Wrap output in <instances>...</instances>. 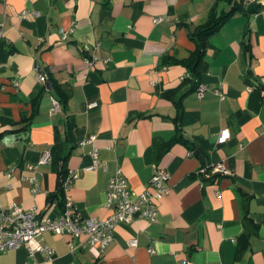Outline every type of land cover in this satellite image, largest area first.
I'll list each match as a JSON object with an SVG mask.
<instances>
[{"label":"crops","instance_id":"0c3cea01","mask_svg":"<svg viewBox=\"0 0 264 264\" xmlns=\"http://www.w3.org/2000/svg\"><path fill=\"white\" fill-rule=\"evenodd\" d=\"M216 4L219 11L228 6L224 0H0V203L58 217L48 195L58 185L60 146L69 152V176H77L66 201L84 217L110 213L107 192L119 169L136 192L148 187L156 166L169 176L158 218L118 225L103 252L87 245L74 250L72 236L48 231L34 242L52 247L51 257L23 245L2 253L0 264H264V9L236 12L210 37L199 76L208 89L182 99L188 144L176 141L163 152L178 133V108L166 93L192 85L182 84L186 66L163 65L164 57L190 55L196 47L190 31ZM23 11L37 15L22 18ZM159 16L167 18L156 23ZM64 93L66 107L53 112ZM224 128L231 137L219 143ZM94 148L106 169H90ZM217 163L227 172H200ZM34 173L37 191L28 178Z\"/></svg>","mask_w":264,"mask_h":264},{"label":"built area","instance_id":"2783aa9c","mask_svg":"<svg viewBox=\"0 0 264 264\" xmlns=\"http://www.w3.org/2000/svg\"><path fill=\"white\" fill-rule=\"evenodd\" d=\"M36 15L37 13L34 11L20 13L22 18ZM166 18L165 16L155 17V22L158 23ZM0 34H3L2 30H0ZM63 35L66 36L67 31H64ZM87 50L93 52L88 47ZM99 58V55L93 54V60ZM103 61L107 63L109 59L106 58ZM39 76L42 81H46L45 74L40 73ZM16 83L19 84L18 81ZM207 89L208 87L205 84L199 85L197 88L199 97H202ZM217 93L223 95L221 91H217ZM92 105H95V103ZM60 107L58 100H54L53 112L60 110ZM230 137V129H222L219 143L226 142ZM90 141L92 140L89 139L88 142ZM86 142L83 141V143ZM91 155L93 156V164L90 169L107 168V163L99 159L96 148L91 151ZM46 161H48V157L44 156L42 162ZM29 169L35 172L36 166L30 165ZM200 172L207 177H211L217 172L226 173L227 169L223 163H217L203 167ZM76 177L73 174L67 178L66 190L70 188ZM168 177L165 170L156 166L148 187L141 192H136L130 188L126 175L122 169H119L110 179L106 202V208L110 213L105 217H84L74 207L70 198L66 201V209L56 218H50L37 209L27 210L19 205L6 207L0 203V255L8 250L27 245L31 254L36 250L44 249L51 257L54 254L52 247L45 246L43 248L34 242L36 236L48 231L72 236V240H77L71 246L74 250L79 246L87 245L101 253L113 242L118 225L122 223L131 224L139 218H151L152 220L158 218V200L169 191ZM28 178L34 185L33 190L37 191L38 178L35 173ZM150 251L153 252L154 250L150 249Z\"/></svg>","mask_w":264,"mask_h":264},{"label":"trees","instance_id":"16d2710c","mask_svg":"<svg viewBox=\"0 0 264 264\" xmlns=\"http://www.w3.org/2000/svg\"><path fill=\"white\" fill-rule=\"evenodd\" d=\"M228 3L227 8L222 9L221 11L218 10V5L216 4L214 7L211 8L209 14H208V20L198 25L194 30L190 31V38L195 42L196 47L195 49L190 53V55L186 58H178L176 56L170 57L165 56L163 65L169 66L171 64H179L182 63L186 66L188 69V76L184 78L182 84L184 82H191L192 85L189 89H185L181 92V85L172 91H168L166 93V96H170L173 99V102L176 104L178 108V113L176 116V120L178 121L177 125V135H175L171 140L167 141L163 145V152H166L170 146L176 142L181 141L185 144H188V141L186 140L184 136V131L181 126V120L183 117V106H182V99L185 95H187L191 91H195L199 84V76H200V65L203 60V56L205 54L206 48L208 46V42L210 37L217 32L222 25L227 22L236 12L238 11H247L249 13H257L260 10L264 9V1L263 0H224ZM251 1V2H249ZM249 2V3H247ZM249 4V5H248ZM252 5L253 8L251 10L248 9V7ZM52 74V73H51ZM52 87L59 91H63L61 87V83L57 81V79L50 77ZM173 93H178L179 96L177 98L173 97ZM62 97L58 100L61 107L64 109L67 104L68 98L65 97L67 94H61ZM65 95V96H64ZM42 95L38 96L37 103H39L40 98ZM28 123H30L31 118L28 119ZM190 148H193L192 145L189 146ZM69 157V152H66L65 149H62V147H59L58 150V157L56 158L55 162L57 165V173H58V185L57 189L54 192L49 193L48 195V201L49 203L53 204L55 203L57 207L63 212L66 209V198H65V183L69 176V167L67 165ZM203 174V173H202ZM205 176V174H203ZM207 177V176H206ZM212 177V176H211Z\"/></svg>","mask_w":264,"mask_h":264},{"label":"water","instance_id":"95a60500","mask_svg":"<svg viewBox=\"0 0 264 264\" xmlns=\"http://www.w3.org/2000/svg\"><path fill=\"white\" fill-rule=\"evenodd\" d=\"M252 8H253L252 5H250V6L248 7L249 10H251ZM47 87H48V89H51V84H50L49 81L47 82Z\"/></svg>","mask_w":264,"mask_h":264},{"label":"rangeland","instance_id":"374dc122","mask_svg":"<svg viewBox=\"0 0 264 264\" xmlns=\"http://www.w3.org/2000/svg\"><path fill=\"white\" fill-rule=\"evenodd\" d=\"M31 253V252H30Z\"/></svg>","mask_w":264,"mask_h":264}]
</instances>
